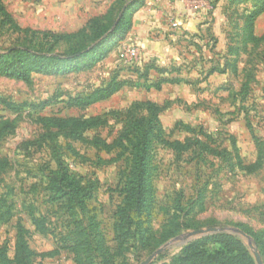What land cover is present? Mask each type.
Instances as JSON below:
<instances>
[{
    "label": "rangeland",
    "instance_id": "rangeland-1",
    "mask_svg": "<svg viewBox=\"0 0 264 264\" xmlns=\"http://www.w3.org/2000/svg\"><path fill=\"white\" fill-rule=\"evenodd\" d=\"M129 2L1 0L13 26L0 15V53L78 65L0 74V264H171L203 237L205 264H264V0H177L147 22ZM85 25L56 44L41 35ZM88 117L97 125L68 121ZM140 153L132 214L124 187Z\"/></svg>",
    "mask_w": 264,
    "mask_h": 264
},
{
    "label": "trees",
    "instance_id": "trees-1",
    "mask_svg": "<svg viewBox=\"0 0 264 264\" xmlns=\"http://www.w3.org/2000/svg\"><path fill=\"white\" fill-rule=\"evenodd\" d=\"M144 3V0H130L127 4L126 8H138ZM259 13L258 11L253 12L250 16L249 21V33H251L252 29V20L253 17ZM0 15L3 17L5 22L10 23L13 26V21L11 19L10 14L4 9L3 5L1 4L0 0ZM129 14H122L119 20L114 25V30H120L121 33H124L129 25H130V16ZM98 19L93 18L89 23L96 24ZM15 29H18L19 32L21 31L18 27L14 25ZM88 30V26L85 25L81 30L73 33V34H54L50 32H42L41 35L43 37H49L50 39H54V43H58L62 40H67L69 38L81 35ZM24 30H22L23 32ZM101 31V30H100ZM100 31L97 32L98 35ZM24 33V32H23ZM31 35L38 34L35 31L30 32ZM94 48L86 50L81 56H88L89 53L93 52ZM80 54V52H78ZM80 56V55H79ZM75 54V58H77ZM90 61L93 59H89ZM69 58H65L62 56L61 53L56 52L54 54L48 52H40L37 53L35 51H31L27 48L23 47H14L10 49L6 53H0V74L6 77L16 78V79H23L27 80L31 72L36 73H43V74H59L68 72L71 69H76L77 65L71 66L68 64L70 63ZM62 63H65L61 66ZM111 87L108 86L106 88L100 89L90 96L86 98H74L73 101L77 103H90L94 100L102 98L111 93ZM141 119V118H140ZM150 122L149 119H141L143 121ZM68 121H72L73 125L86 129L91 128L98 123V119L95 117H88V118H72L68 119ZM175 146L179 149L180 143L175 142ZM142 155L138 156L135 160V166L133 172L129 179L125 182L124 191L126 193L125 199L127 201L126 207L129 209V213L135 214L137 211H140L144 205V190H143V179L145 175V170L143 169V162H142ZM130 219H125L124 222L127 224L132 223L133 221ZM228 240H233V237H227ZM205 237L195 240L189 243L180 254L176 255L173 259V263L171 264H205V246H206ZM226 253L231 252H238L240 254V250L234 248L233 250H226ZM224 254V253H222ZM227 254H224L223 258L229 259L226 257ZM217 257V256H216ZM229 257V256H228ZM242 261V260H241ZM243 262V261H242ZM246 264H251L249 260H247Z\"/></svg>",
    "mask_w": 264,
    "mask_h": 264
},
{
    "label": "crops",
    "instance_id": "crops-1",
    "mask_svg": "<svg viewBox=\"0 0 264 264\" xmlns=\"http://www.w3.org/2000/svg\"><path fill=\"white\" fill-rule=\"evenodd\" d=\"M101 1L106 2V0ZM174 2H177V0H145L144 5L139 9L138 13L141 15V19L147 22L150 21L149 17H158L155 15L159 11L161 13L162 9H168Z\"/></svg>",
    "mask_w": 264,
    "mask_h": 264
},
{
    "label": "water",
    "instance_id": "water-1",
    "mask_svg": "<svg viewBox=\"0 0 264 264\" xmlns=\"http://www.w3.org/2000/svg\"><path fill=\"white\" fill-rule=\"evenodd\" d=\"M209 230L211 231V230H214V229L212 228V229L195 230V231L192 232V234H203V233L208 232ZM161 251H162V248L158 249L156 251V253L159 254ZM154 256H155V254L150 255L142 264H148L154 258Z\"/></svg>",
    "mask_w": 264,
    "mask_h": 264
},
{
    "label": "built area",
    "instance_id": "built-area-1",
    "mask_svg": "<svg viewBox=\"0 0 264 264\" xmlns=\"http://www.w3.org/2000/svg\"><path fill=\"white\" fill-rule=\"evenodd\" d=\"M129 52L131 55L135 56L136 55V50L134 48L129 49Z\"/></svg>",
    "mask_w": 264,
    "mask_h": 264
}]
</instances>
